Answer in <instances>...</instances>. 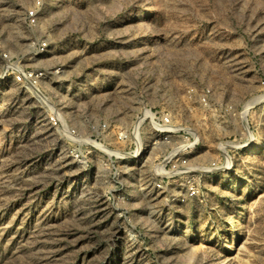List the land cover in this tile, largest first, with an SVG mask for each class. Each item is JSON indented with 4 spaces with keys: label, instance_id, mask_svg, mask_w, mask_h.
I'll list each match as a JSON object with an SVG mask.
<instances>
[{
    "label": "rangeland",
    "instance_id": "1",
    "mask_svg": "<svg viewBox=\"0 0 264 264\" xmlns=\"http://www.w3.org/2000/svg\"><path fill=\"white\" fill-rule=\"evenodd\" d=\"M263 96L264 0H0V264H264Z\"/></svg>",
    "mask_w": 264,
    "mask_h": 264
},
{
    "label": "built area",
    "instance_id": "2",
    "mask_svg": "<svg viewBox=\"0 0 264 264\" xmlns=\"http://www.w3.org/2000/svg\"><path fill=\"white\" fill-rule=\"evenodd\" d=\"M26 18H27L29 26H33L35 24V20H36V11H34V9H29L26 12ZM32 44L34 45V46L33 45L32 46L35 49L43 50L46 47V42H43V41L42 42L36 41L35 43H32ZM3 56L6 57L5 54H3ZM8 68L11 69V70H8V72L13 73V79L16 82L25 83V84L32 86V87H35V85L37 84V81L42 76V71L38 70V69H34V70L33 69H25L23 67L14 66V65H12V67L8 66ZM143 112H144V116L149 117L152 127L155 128L152 130H154L157 134H159L161 136V138H162L161 141H164L167 138V136L170 134V131H172V129H164V126L166 127L167 125L170 124V119H169L168 114L163 113V112H157V111L152 112L151 109H145ZM104 127H105V125H104ZM67 132L69 134L75 136L77 131H75V128H74V129H67ZM132 134L134 135V139H135L137 147L135 148V150L133 151V154H131V156L136 157V155H138L139 152L141 151V149L143 148L142 147V140H141V137L138 134H136V132H132ZM128 135H129V133L127 131L117 132V138L121 141H124L125 139H127ZM136 136L138 137V140L140 141L139 145H138V142L136 141ZM88 141L93 142L94 140L92 141V140L88 139ZM152 144L156 145V142H154ZM132 190L133 189H130L129 194L135 195L137 191H132Z\"/></svg>",
    "mask_w": 264,
    "mask_h": 264
},
{
    "label": "bare ground",
    "instance_id": "3",
    "mask_svg": "<svg viewBox=\"0 0 264 264\" xmlns=\"http://www.w3.org/2000/svg\"><path fill=\"white\" fill-rule=\"evenodd\" d=\"M263 99H264V96H263V97H258V98H255V99H252V100L248 101V102L245 104V106H244V108H243V110H242V112H241L244 121H245V119H246V115H247V112H248L249 108H250L252 105H254L258 100H263ZM69 129H71V128H69ZM85 140H86V139H85ZM91 143H92V142H91Z\"/></svg>",
    "mask_w": 264,
    "mask_h": 264
}]
</instances>
